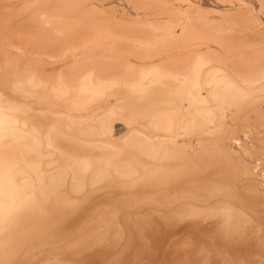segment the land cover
Listing matches in <instances>:
<instances>
[{
  "label": "bare ground",
  "instance_id": "bare-ground-1",
  "mask_svg": "<svg viewBox=\"0 0 264 264\" xmlns=\"http://www.w3.org/2000/svg\"><path fill=\"white\" fill-rule=\"evenodd\" d=\"M0 264H264V0H0Z\"/></svg>",
  "mask_w": 264,
  "mask_h": 264
}]
</instances>
